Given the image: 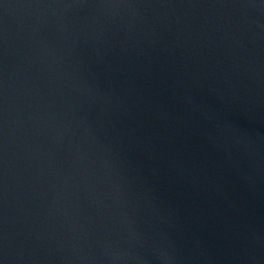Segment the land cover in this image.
<instances>
[{"label":"water","instance_id":"95a60500","mask_svg":"<svg viewBox=\"0 0 264 264\" xmlns=\"http://www.w3.org/2000/svg\"><path fill=\"white\" fill-rule=\"evenodd\" d=\"M0 264H264V0H0Z\"/></svg>","mask_w":264,"mask_h":264}]
</instances>
